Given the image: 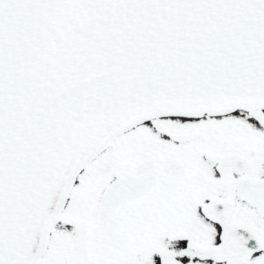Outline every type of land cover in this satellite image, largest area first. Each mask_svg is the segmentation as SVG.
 <instances>
[{
    "label": "snow or ice",
    "instance_id": "1",
    "mask_svg": "<svg viewBox=\"0 0 264 264\" xmlns=\"http://www.w3.org/2000/svg\"><path fill=\"white\" fill-rule=\"evenodd\" d=\"M0 264H264V0H0Z\"/></svg>",
    "mask_w": 264,
    "mask_h": 264
}]
</instances>
